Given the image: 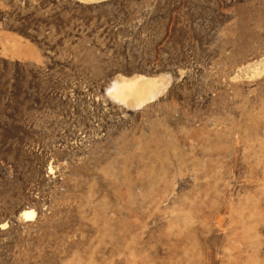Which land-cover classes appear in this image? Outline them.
Wrapping results in <instances>:
<instances>
[{
    "label": "rangeland",
    "instance_id": "rangeland-1",
    "mask_svg": "<svg viewBox=\"0 0 264 264\" xmlns=\"http://www.w3.org/2000/svg\"><path fill=\"white\" fill-rule=\"evenodd\" d=\"M0 264H264V0H0Z\"/></svg>",
    "mask_w": 264,
    "mask_h": 264
},
{
    "label": "bare ground",
    "instance_id": "bare-ground-1",
    "mask_svg": "<svg viewBox=\"0 0 264 264\" xmlns=\"http://www.w3.org/2000/svg\"><path fill=\"white\" fill-rule=\"evenodd\" d=\"M154 84H155L154 81L153 80H150V81H147L146 83L145 82L144 83H138L137 82V83H134V84H126V85H124L125 86L124 88L129 89V90H136V88H138L139 86H141L145 90L144 87H148V88L151 89V88H153L152 86ZM134 93H137V95H136L137 97H138V95H143L142 90L141 91H138V89ZM32 214H33L32 211H29V210L24 211V213H23L24 218H28L29 216H32Z\"/></svg>",
    "mask_w": 264,
    "mask_h": 264
}]
</instances>
